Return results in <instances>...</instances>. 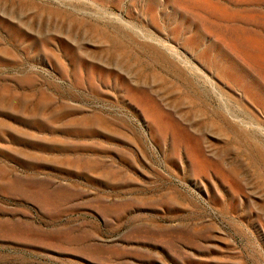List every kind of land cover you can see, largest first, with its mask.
Here are the masks:
<instances>
[{
  "label": "rangeland",
  "instance_id": "1",
  "mask_svg": "<svg viewBox=\"0 0 264 264\" xmlns=\"http://www.w3.org/2000/svg\"><path fill=\"white\" fill-rule=\"evenodd\" d=\"M0 264H264V0H0Z\"/></svg>",
  "mask_w": 264,
  "mask_h": 264
}]
</instances>
